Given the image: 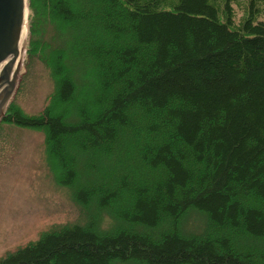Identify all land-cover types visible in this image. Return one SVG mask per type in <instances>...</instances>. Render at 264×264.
I'll return each instance as SVG.
<instances>
[{
    "label": "trees",
    "instance_id": "trees-1",
    "mask_svg": "<svg viewBox=\"0 0 264 264\" xmlns=\"http://www.w3.org/2000/svg\"><path fill=\"white\" fill-rule=\"evenodd\" d=\"M239 1L28 0L55 86L0 122L45 131L84 220L0 264H264V0Z\"/></svg>",
    "mask_w": 264,
    "mask_h": 264
},
{
    "label": "rangeland",
    "instance_id": "rangeland-1",
    "mask_svg": "<svg viewBox=\"0 0 264 264\" xmlns=\"http://www.w3.org/2000/svg\"><path fill=\"white\" fill-rule=\"evenodd\" d=\"M243 4L242 0L234 2L238 18L243 14ZM28 21L29 5L22 66L12 99L27 113H38L47 104L55 82L40 56L29 55ZM187 218L186 228L192 230L200 229L204 221L196 212ZM83 220L72 189L60 183L48 161L45 131L0 122V256L38 239L55 224ZM108 221L105 213L102 227H107Z\"/></svg>",
    "mask_w": 264,
    "mask_h": 264
},
{
    "label": "water",
    "instance_id": "water-1",
    "mask_svg": "<svg viewBox=\"0 0 264 264\" xmlns=\"http://www.w3.org/2000/svg\"><path fill=\"white\" fill-rule=\"evenodd\" d=\"M27 10V0H0V120L17 87Z\"/></svg>",
    "mask_w": 264,
    "mask_h": 264
},
{
    "label": "bare ground",
    "instance_id": "bare-ground-1",
    "mask_svg": "<svg viewBox=\"0 0 264 264\" xmlns=\"http://www.w3.org/2000/svg\"><path fill=\"white\" fill-rule=\"evenodd\" d=\"M24 35H25V31L23 32L22 39H24ZM10 59H11V57H10ZM21 59H22V58H21Z\"/></svg>",
    "mask_w": 264,
    "mask_h": 264
},
{
    "label": "flooded vegetation",
    "instance_id": "flooded-vegetation-1",
    "mask_svg": "<svg viewBox=\"0 0 264 264\" xmlns=\"http://www.w3.org/2000/svg\"><path fill=\"white\" fill-rule=\"evenodd\" d=\"M7 112V111H6Z\"/></svg>",
    "mask_w": 264,
    "mask_h": 264
}]
</instances>
